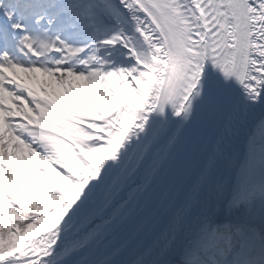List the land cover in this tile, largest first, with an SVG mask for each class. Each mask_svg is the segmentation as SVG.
Returning <instances> with one entry per match:
<instances>
[{"label":"snow or ice","instance_id":"obj_1","mask_svg":"<svg viewBox=\"0 0 264 264\" xmlns=\"http://www.w3.org/2000/svg\"><path fill=\"white\" fill-rule=\"evenodd\" d=\"M0 264H264V0H0Z\"/></svg>","mask_w":264,"mask_h":264}]
</instances>
